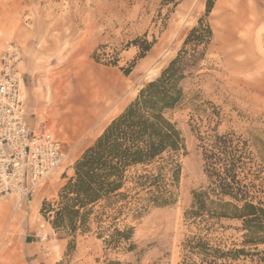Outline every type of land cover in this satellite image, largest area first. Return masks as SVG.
Instances as JSON below:
<instances>
[{"label":"rangeland","instance_id":"rangeland-1","mask_svg":"<svg viewBox=\"0 0 264 264\" xmlns=\"http://www.w3.org/2000/svg\"><path fill=\"white\" fill-rule=\"evenodd\" d=\"M201 19L211 27L212 40L186 68L184 104L169 113L185 147L177 202L151 207L140 218L122 216L114 228H133V236L117 248L98 237L94 222L87 233L56 230L55 213L48 210L58 208L76 162L182 50L189 58L191 46L184 44ZM10 44L23 51L27 122L60 139L65 158L30 199L0 201V264H208L185 250L193 236L223 251H246L218 264H264V243L244 244L241 221L223 219L208 231L186 216L194 193L208 185L198 137L215 133H235L249 142L245 184L264 203V0H0V58ZM31 52L34 74L24 65ZM104 71L122 84L111 107L87 127L66 118L73 92H86L95 79L101 91ZM33 77L43 106L31 113Z\"/></svg>","mask_w":264,"mask_h":264},{"label":"trees","instance_id":"trees-1","mask_svg":"<svg viewBox=\"0 0 264 264\" xmlns=\"http://www.w3.org/2000/svg\"><path fill=\"white\" fill-rule=\"evenodd\" d=\"M212 37L211 27L201 19L184 44L191 46L189 58L182 50L76 162L75 176L59 194L58 208L48 210L55 213L51 223L56 230L87 233L94 222L98 237L117 248L133 236V228H114L122 216L140 218L151 207L177 202L182 173L179 154L185 147L169 113L184 104L181 84L186 68L197 62L203 54L200 48L209 45ZM151 47L152 43L144 51ZM198 139L208 185L194 193L187 218L208 231L220 220H239L247 231L244 244L264 243V203L256 201L245 184L252 155L249 142L235 133ZM184 247L188 255H199L208 264L246 255L244 249L214 248L197 236L187 239Z\"/></svg>","mask_w":264,"mask_h":264},{"label":"built area","instance_id":"built-area-1","mask_svg":"<svg viewBox=\"0 0 264 264\" xmlns=\"http://www.w3.org/2000/svg\"><path fill=\"white\" fill-rule=\"evenodd\" d=\"M10 45L0 58V200L24 201L54 175L65 154L60 139L25 120L22 56L17 45Z\"/></svg>","mask_w":264,"mask_h":264},{"label":"crops","instance_id":"crops-1","mask_svg":"<svg viewBox=\"0 0 264 264\" xmlns=\"http://www.w3.org/2000/svg\"><path fill=\"white\" fill-rule=\"evenodd\" d=\"M32 53L33 52L24 56V65L26 66L28 72L34 74L33 65L35 62ZM104 73V78L100 82V84H103L101 91L97 88L98 80L95 79L88 85L89 87L86 92H73L68 100V102L71 103V107L65 115L66 118H70V120L76 122L77 124H82V127H87V124H89L93 118H96L98 113L106 112V110L111 107L117 98V94L122 90V84L119 76L115 75L111 71H104ZM30 81L28 106L30 112L33 113L38 112L39 109L42 108L43 104L37 99L38 96L34 91V89L37 88L38 79L33 77ZM49 105L50 104H48V107ZM42 130L49 131L47 129ZM32 243L34 244V242ZM34 252L35 251L33 250L30 251L31 256L35 255Z\"/></svg>","mask_w":264,"mask_h":264},{"label":"bare ground","instance_id":"bare-ground-1","mask_svg":"<svg viewBox=\"0 0 264 264\" xmlns=\"http://www.w3.org/2000/svg\"><path fill=\"white\" fill-rule=\"evenodd\" d=\"M9 46H11V45H9ZM9 46H8V47H9ZM8 47H7V48H8ZM18 47H19V46H18ZM19 48H20V47H19ZM20 52H21V56H22V50H21V48H20ZM21 58H22V57H21ZM21 61H22V59H21ZM20 64H21V62H20ZM19 66H20V65H19ZM19 69H20V68H19ZM20 73H21V71H20ZM21 74H22V73H21ZM22 76H23V74H22ZM23 79H24V77H23ZM22 90H23V92H24V97H25L24 112H25V120H26V99H27V98H26V95H25V81H24V85L22 86ZM26 121H27V120H26ZM47 132H49V131H47ZM49 133H51V132H49ZM12 198H17V197H12ZM3 200H4V199H3ZM3 200H0V201H3ZM47 234H48V233H47ZM47 234L45 235L46 238H44V239H47V236H48Z\"/></svg>","mask_w":264,"mask_h":264}]
</instances>
